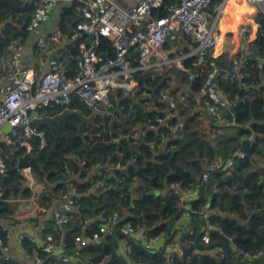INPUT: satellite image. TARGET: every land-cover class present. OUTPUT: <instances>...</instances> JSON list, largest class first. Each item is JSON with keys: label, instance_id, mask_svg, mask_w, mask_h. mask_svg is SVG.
<instances>
[{"label": "trees", "instance_id": "trees-1", "mask_svg": "<svg viewBox=\"0 0 264 264\" xmlns=\"http://www.w3.org/2000/svg\"><path fill=\"white\" fill-rule=\"evenodd\" d=\"M169 1L173 0H165V4ZM76 5L62 10L58 24L68 39L71 28L79 20ZM35 6L33 0H5L0 13V61L13 41L23 43L29 36L28 25ZM261 22L264 27V18ZM85 39L90 41L83 34L65 45L68 75L77 72L80 57L78 43ZM98 49L107 50L109 55L115 51L111 39L104 36ZM251 49L253 54L247 75L242 80L231 75L219 83L220 89L233 103L234 124L217 126L209 114L214 125L207 133L194 113H190L192 108L198 110L201 106L207 112L205 104L196 101V94L212 67L208 62V66L198 68V76L193 81L188 79L187 72L174 68L162 74L142 75L139 72L138 91L125 96L123 90L117 89L113 95L114 115L109 118L94 117L81 132L85 137L78 134L81 118L70 115L54 126V133L58 136L54 149L55 136L45 125L38 127L45 132L47 145L44 148L39 147V137L31 139L30 151L24 146L2 143L0 156L7 162V172L0 173V238L4 240V245L8 247L10 237L3 230V222L9 221L14 214L15 200L31 196V189L24 186L19 170L29 165L37 180L48 184L39 200L48 208L60 198L61 193L76 191L77 208L69 213L70 223L61 226L52 220L43 233L54 234L63 242L65 249L78 252L77 264H125L124 259L130 264H264V255L244 257L240 252H255L264 248V182L261 173L251 170V156L264 154V65L258 59L264 54V36L256 39ZM195 58H186L185 65L196 69ZM209 59L222 67L229 64V61L221 62L210 56ZM133 61L137 63L135 59ZM171 74L180 77L194 92L186 103L178 107L185 126L174 135L164 126L156 129L149 127L156 117L166 115L164 110L167 105L159 102L155 95L167 88ZM151 103L158 109L148 110L147 105ZM70 107L90 113L78 97H74ZM63 110V105H56L40 113L48 116ZM176 120L178 117H174L172 122ZM135 128L140 129V136L128 138L127 135ZM98 132L102 134H90ZM250 135L254 136L253 140L249 139ZM237 149H242L246 155L235 158L236 170L213 172L209 181L199 186L197 197L188 204L193 212L190 213L193 233H187L185 242L191 243V246L185 249L182 257L175 252L149 253L132 243L131 252L122 257L115 248L114 234L107 235L101 244L90 243L79 247L75 243L76 235L90 237L101 224H110L109 220L116 212L120 216V220L115 222L116 228L130 223L136 228L148 229L152 235L164 236L182 204L172 191L165 195L163 190L172 183H179L181 189L199 185L211 162L216 158H228ZM95 167H100L101 172L87 179ZM77 174L82 175V180H71ZM207 210L216 227L210 231V244L213 246L195 251V239L199 229L205 226L203 214ZM176 231L173 229L169 233L168 245L173 244ZM22 247L29 256L33 242L26 236ZM217 249L224 251L226 256L220 258ZM3 252L0 246V255ZM38 253L44 260L48 259L44 252ZM0 264L27 263L16 259L6 262L0 257ZM45 264L71 263L50 258Z\"/></svg>", "mask_w": 264, "mask_h": 264}, {"label": "built area", "instance_id": "built-area-1", "mask_svg": "<svg viewBox=\"0 0 264 264\" xmlns=\"http://www.w3.org/2000/svg\"><path fill=\"white\" fill-rule=\"evenodd\" d=\"M68 1L77 3L75 8L79 13V20L70 30V38H66L65 32L58 25L55 30L40 37L38 45L43 50H48L52 44L75 41L79 36L87 35L90 41L85 39L78 43L80 57L77 72L68 75L65 61L52 57L42 76L37 78L22 64L23 44L19 41L12 42L8 64L3 68L0 66V145L6 143L11 146H24L30 151L31 139L39 137L41 140L39 147L44 148L47 145L45 132L39 130L36 125L38 118L47 116L41 114V110L56 105H63L64 109L71 108L70 104L74 97H78L89 109L92 118L97 116L109 118L114 115L115 91L121 89L125 96L135 94L140 87V80L137 78L139 72L142 75L162 74L174 68L187 72L188 79L193 81L198 76V68L203 69L208 66V62L212 67L205 75L203 84L196 94V101L205 104L208 114L212 116L217 126L223 127L235 123V113L231 109L233 103L220 89L219 83L231 75L240 80L247 75L253 54L251 45L260 36H264V27L261 22L264 18V0H173L167 4L165 0H36L28 30L30 32L37 30L48 23L54 8ZM228 4L254 6L257 8V14L240 25L238 31L241 43L229 64L222 67L210 61L209 56L217 47L219 36L223 33L221 21ZM103 36L111 39L115 48L113 55H109L107 50L98 49ZM190 56L196 57L194 61L196 69H191L184 63V60ZM258 59L264 65V54ZM172 85L173 81L168 80L167 88L161 89L155 95L159 102L167 105L164 110L166 115L156 117L155 122L149 124V127L156 129L158 126H164L174 135L185 126L183 116L178 114V107L186 103L194 92L192 89L176 91L171 88ZM147 109L158 108L151 103L147 105ZM174 117H178V120L173 123ZM5 123L11 126L8 133L2 128ZM90 134L101 135L102 133ZM139 136V128H135L127 135L128 138L133 139ZM249 139L253 140L254 136L250 135ZM118 140L119 138L116 139ZM245 155L242 149H237L228 158H216L209 164L208 170L202 174L199 185L182 189L179 194L180 184L172 183L169 186V192L172 191L180 200L181 209H188L187 205L199 193V186L209 181L213 172L227 173L236 170L235 158H242ZM19 170L24 178L25 186L31 189L30 197L16 199L26 200L23 204V217H36L47 212L48 207L41 204L39 200L40 195L47 190L48 184L38 181L29 165ZM6 172L7 162L0 156V173ZM100 172L101 170L97 174ZM75 195V190L60 194L58 199L62 203L54 210L52 217L54 224L65 226L70 223L69 213L77 208ZM16 217L19 216L14 212L9 221L3 222V230L7 232L8 237L11 236V230L18 225L15 223L18 222ZM203 217L205 226L202 229L201 240L204 246L212 247L210 231L216 227L209 219L208 210ZM118 220L120 216L116 212L110 218V224H101L90 237L76 235L75 243L79 247H85L90 243L101 244L107 235L121 231L129 239L128 253L131 252L132 244H137L149 253L157 252L156 245L160 235H152L148 229L136 228L130 223L116 228L115 222ZM179 233H193V229L187 231L181 228ZM26 236L23 232L18 235L21 247L22 240ZM28 238L33 242V250L28 256L27 264H45L51 256L67 250L63 242L52 233L42 234L39 239ZM0 246L4 250L0 257L9 262L11 257L7 253V246L4 245L2 238H0ZM189 246L191 243H178L173 247L172 252L182 257ZM39 251L47 254L48 259L44 260L39 255ZM216 251L220 258L226 256L221 249ZM240 252L244 257H259L264 255V248L255 252ZM59 259L77 264L76 258L70 254Z\"/></svg>", "mask_w": 264, "mask_h": 264}, {"label": "crops", "instance_id": "crops-1", "mask_svg": "<svg viewBox=\"0 0 264 264\" xmlns=\"http://www.w3.org/2000/svg\"><path fill=\"white\" fill-rule=\"evenodd\" d=\"M74 4L71 1L61 3L57 5L53 12L51 19L48 23L44 24L41 28L31 31L27 39L22 43L23 50L21 53V61L22 64L30 70L31 74H34L37 78L42 76L44 71L46 70L47 63L50 58L57 57L61 60H67V54L65 53V45L64 42H58L57 44H52L48 50H43L38 45V40L40 37L52 32L59 24L60 16L62 14V10L66 7H70ZM257 14V8L254 6H250L247 4H242L241 6H236L233 4H228L224 16L221 21V28L223 33L219 36L218 45L214 50H212L210 57L217 58L221 62L230 61L231 57L237 52V49L241 43V37L239 34V27L240 25L251 16ZM14 42V41H13ZM9 51H7L6 55L0 61V66L3 68L7 66L10 56H11V49L10 46L8 47ZM169 80L173 81L172 89L176 91H184L191 89L192 87L189 86L186 82H184L180 77L175 76L174 74L170 75ZM190 113H194V117L199 121L201 126L205 129L204 131L209 133L211 132V128H213V120L209 117V114L205 111V108L201 106L198 110L192 108ZM189 113V114H190ZM87 114V113H86ZM92 116L90 114H87ZM93 119V118H92ZM92 121V120H91ZM90 122H86L82 128L88 125ZM37 125V124H36ZM47 127V126H46ZM48 128V127H47ZM81 130V132H82ZM252 167L251 170L261 173V179L264 182V154L255 153L251 156ZM100 171V167L93 168L90 173L88 174L87 179H90L93 175L97 174ZM71 180H82V175L77 174L72 177ZM25 186V183H24ZM26 187V186H25ZM170 187L165 188L163 190V194L168 193ZM182 189L179 188L178 192L181 193ZM16 201V208L15 212L19 217L18 218V225L11 230V236L9 238V244L7 247V253L10 255L11 259H16L22 263H27L29 257L26 255L25 250L21 247L19 242L18 235L20 232L25 233L28 237L34 238H41L42 234H44V228L52 221L53 213L56 208H58L62 201L60 199H55L53 203L48 208L47 212L41 213L38 216L33 217H23V204H25L26 200H15ZM187 208L191 210L190 205H187ZM180 211V210H179ZM178 214V213H177ZM176 214V215H177ZM31 218V219H30ZM175 218V217H174ZM190 213L184 212L181 214L178 219L174 222L172 230L176 229L175 238L173 240V244L168 245V236L166 238L167 233L160 237L157 242V252H165L170 254L173 251V247L176 246L178 243H184L185 239H182V236L185 234H180L179 230L185 227V230L193 229L190 225ZM204 218V217H203ZM174 220V219H173ZM173 223V221H172ZM171 223V224H172ZM189 225V226H188ZM171 226V225H170ZM189 228H188V227ZM170 228V227H169ZM202 229H199L197 233V237L195 239L196 249L195 251H200L203 249L204 244L201 240ZM171 230V231H172ZM114 237V236H113ZM201 240V241H200ZM115 248L119 254L123 256H128L127 252V245L129 243L128 237L118 236L114 237ZM174 245V246H173ZM219 245V244H217ZM70 253V256L77 259L78 252H74L72 250H67ZM58 254H60L58 252ZM59 258V257H56ZM124 259V258H123ZM124 262L128 263L125 259Z\"/></svg>", "mask_w": 264, "mask_h": 264}, {"label": "water", "instance_id": "water-1", "mask_svg": "<svg viewBox=\"0 0 264 264\" xmlns=\"http://www.w3.org/2000/svg\"><path fill=\"white\" fill-rule=\"evenodd\" d=\"M33 1H36V0H33ZM4 3H5V0H0V13L2 11V6H3ZM70 115H78L81 118V123L78 125V134L81 135L82 137H85L84 135L81 134V130H82V128H83V126H84V124L86 122H91L92 116L87 115L86 113H84L81 110L66 108V109H64L60 113H57V114H54V115H48V116L40 117V118H38L36 120V124H37L38 127H42V126L45 125V126L48 127V129L51 131V133L54 134V136H55V143H54L52 149H54L56 147L57 142H58V136L54 133V126L55 125H59L61 121L65 120ZM2 128L7 133L11 130V126L9 124H7V123H5L2 126ZM52 185H55V184L52 183ZM184 212L193 213L191 210L186 209V208L180 209V211L175 216V218L173 220V223L171 224V226L169 228V232L167 233L166 238L169 235V233L171 232V230L173 228L174 222ZM186 235H187V233H185L182 236V239L183 240L185 239V236ZM118 236H124L125 237L126 235L124 233H122L121 231H116L115 234H114V237L116 238ZM210 247H211L210 245L203 246V248H210ZM69 253L70 252L66 250V251H63L60 254H55V255L51 256V258L62 257V256L66 255V254H69ZM125 264H127V263L125 262Z\"/></svg>", "mask_w": 264, "mask_h": 264}]
</instances>
